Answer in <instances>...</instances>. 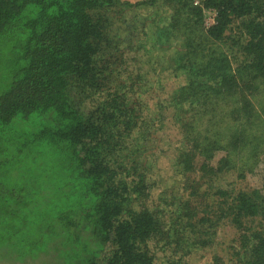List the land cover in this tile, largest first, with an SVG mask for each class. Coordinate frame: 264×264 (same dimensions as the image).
Segmentation results:
<instances>
[{"label": "trees", "instance_id": "1", "mask_svg": "<svg viewBox=\"0 0 264 264\" xmlns=\"http://www.w3.org/2000/svg\"><path fill=\"white\" fill-rule=\"evenodd\" d=\"M195 1L0 0V264H153L163 220L147 205L149 168L133 143L154 141L151 123L112 71L132 52L122 34L146 37L160 6L168 14L150 25L157 44L180 42L169 66L182 74L175 99L192 112L178 122L182 171L219 151L216 172L254 171L264 156V0ZM224 47H239L235 68ZM203 191L196 206L190 190L186 220L168 225L176 251L189 232L209 245L203 224L226 220L237 231L233 264H264V187ZM190 253L188 244L185 262Z\"/></svg>", "mask_w": 264, "mask_h": 264}, {"label": "rangeland", "instance_id": "2", "mask_svg": "<svg viewBox=\"0 0 264 264\" xmlns=\"http://www.w3.org/2000/svg\"><path fill=\"white\" fill-rule=\"evenodd\" d=\"M130 1L135 2L138 0ZM137 13L141 16L148 15V12L146 13L144 10L137 11ZM167 14L168 11L164 6H160L158 10L153 9L150 11L149 15H152V17L146 18V24L149 26L146 37L143 28L137 30L132 28V36L130 33L122 34L126 41L131 42L132 52L126 56L123 63L121 62L112 71V76L118 79L117 83L123 86L124 84L127 85L129 95L140 100L143 107V116H146L145 118H148L151 123L148 137L152 136L154 141L151 144L142 146L144 144L142 143L143 139L135 136L133 143L137 145V154L135 153L134 156H140L141 162L149 168L147 178L152 184V188L147 205L151 210L158 212L162 217L161 220H163L162 237L149 244L153 264H171L174 261H178L179 264H233L234 258L229 255V247L231 248V245L235 243L237 231L226 220L219 222L214 228L210 227L211 223L209 222L203 224L204 230L210 237V243L207 246L196 247L195 239L194 241L188 239V237L194 238L195 235L192 232H187L186 236H183V234L178 236V242L183 246V251L189 244L191 253L187 257V262H185L186 258H182L183 251H176L178 247L175 242V234L169 232L171 228L168 225L177 215H179V218L176 220H186L187 213L183 208L184 202L190 199L189 192L193 188L198 192V196H194L190 200L197 206V203L200 204L204 200L202 196L203 189L213 195L219 188L230 193H237L239 190L264 187V156L260 157L252 173L248 172L245 166L240 170L239 163H237L235 170H228L223 174L216 172L221 157L226 159L224 151L213 154L210 161H205L202 157L196 158L195 171L193 170L190 173L182 171V165L179 164L177 155L184 148V143L179 132L178 122L188 120L192 112L190 104L178 103V99H175L176 94L174 95V92L181 85L182 74L178 75L177 71L169 66V52L179 49L180 42L175 37L163 41V38L159 36L160 44H157L155 33L158 32L155 26L150 25L153 24L151 20L154 16L163 19ZM131 22L129 21L130 25ZM116 36L118 37L119 34ZM145 44L146 49H144ZM224 48L235 68L242 58L239 47ZM130 84H133L132 91ZM202 160L206 166L201 171ZM203 171H206L208 177L203 175ZM200 177L207 180V186L203 189L197 186ZM194 178H196V181H194ZM4 264L12 263L4 262Z\"/></svg>", "mask_w": 264, "mask_h": 264}, {"label": "built area", "instance_id": "3", "mask_svg": "<svg viewBox=\"0 0 264 264\" xmlns=\"http://www.w3.org/2000/svg\"><path fill=\"white\" fill-rule=\"evenodd\" d=\"M194 3L197 4L198 3V0H196ZM214 23H215V14L212 11H208V14H207V16L205 18L204 24L207 27H209V26H211Z\"/></svg>", "mask_w": 264, "mask_h": 264}]
</instances>
